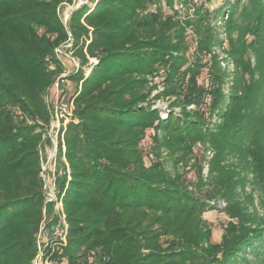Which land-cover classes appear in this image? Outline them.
<instances>
[{
	"label": "trees",
	"instance_id": "trees-1",
	"mask_svg": "<svg viewBox=\"0 0 264 264\" xmlns=\"http://www.w3.org/2000/svg\"><path fill=\"white\" fill-rule=\"evenodd\" d=\"M181 1L183 11L177 0H83L66 21L62 9L78 0H0V264H34L41 225L55 216L40 149L51 121L46 95L64 63L55 49L70 38L82 75L56 177L68 227L66 242L51 239L44 256L54 264H264V0H236L230 10L237 70L228 92L227 70L217 54L208 58L222 7L197 5L190 15L191 0ZM204 68L208 84L199 82ZM155 75L165 89L152 97ZM161 96H175L166 118L153 108ZM197 144L213 156L207 176L195 158L192 180L179 165ZM219 199L222 208L211 203ZM216 208L228 217L220 241L203 216Z\"/></svg>",
	"mask_w": 264,
	"mask_h": 264
},
{
	"label": "rangeland",
	"instance_id": "rangeland-1",
	"mask_svg": "<svg viewBox=\"0 0 264 264\" xmlns=\"http://www.w3.org/2000/svg\"><path fill=\"white\" fill-rule=\"evenodd\" d=\"M79 1V0H78ZM83 1V0H82ZM236 2V0H191L189 1V4L187 5V12L190 13V15H193V12L195 10V6L197 5H204V8H207L210 10L211 13H214L217 9H219V7L221 6V12L217 15V17L215 19H212V25L216 28V30H218V35H219V41H217L215 43V45L212 47L210 54L208 55V58H211V56L213 54H217L220 60V64L221 66L227 70L228 72V79L227 82L228 84L225 87L226 92L229 91L230 86L233 84V80L236 74V70H237V66L234 60V57L232 55V53L230 52V38H229V28H228V17L230 15V10L232 8V6L234 5V3ZM78 3V2H77ZM76 3V4H77ZM176 8L179 9L180 11H183L185 6L183 4V2L181 0H177L176 2ZM75 5H66L63 9H62V14L63 16L66 18L68 16H70L71 11L73 10V8L76 6ZM187 35H189L190 37H192L193 41H195V43H197V35L195 34V30L193 29V27L188 26L187 27ZM189 38V41L191 40ZM246 41L250 42L251 41V37L249 36V34H246L245 36ZM195 46V44H194ZM194 46L192 47V50L194 49ZM250 50V48H249ZM249 56L250 59L253 61V63L255 64V54L252 50L249 51ZM62 59L64 61L63 63V69H62V73H66L69 76H67V79L69 80L70 83V89L68 90L69 92L73 93L74 92V87L77 86V80L81 77L82 73H76L74 72V62L65 57L62 56ZM86 70L88 72H90V70L88 69L87 66ZM87 72V73H88ZM72 74V77L70 76ZM66 79V80H67ZM153 79V83H155L157 85V87L153 90L152 93V97L155 94H159L162 93V91L165 89V85H164V77L163 76H156ZM199 82L200 83H204V84H208V78H207V69L204 68L203 72L200 74L199 76ZM66 86L67 82L64 83ZM67 94V92L64 94V96ZM175 100V96L173 97H159L155 100H153V108H158L160 110V115L163 118H166L170 109V102ZM189 109H194L195 105H190L188 107ZM176 113L180 114L181 113V109L180 107H176L174 110ZM214 119H216L214 117ZM154 133L153 129H148L147 130V134H146V138L143 141V145L146 151H152L154 142L152 140V135ZM46 146L43 145V149H42V153H43V158L44 160H46L47 156H49L52 152H53V147H52V143L51 140L48 138L46 141ZM57 158H59L58 153L56 154ZM213 156V151L212 149L209 147H205L204 145L201 144H197L195 146V153H194V159H191L190 162L188 163V166H184V165H179V171L183 172V174H185L186 178H190V179H194L195 178V168L194 166H192L193 164H195V158H198L199 161L202 163V165H204V176H207L208 174V170H209V160L212 158ZM58 163V161H57ZM167 166L169 169L173 170V163L171 160L168 161ZM57 170L54 168V165H50L49 168L46 170L47 176H48V180L51 181V179H53V175H54V171H57V175L62 174L60 173V171L62 170L60 167L58 168V165H56ZM55 169V170H54ZM247 191L251 192L253 191V187L251 185H249L247 187ZM258 191H254V197L256 199L255 204L257 206L260 205L259 199L257 197ZM216 203L218 208H222L223 206H225V202L223 200H218L216 201H212L211 202ZM211 209V210H206L203 214L204 218L209 222L211 228H212V240L213 241H220L221 237H222V233L224 231V226L227 223L228 217L227 215L221 211L220 209ZM261 210V209H260ZM54 218H51L49 216H47L46 221L44 222V224H46V234H48L50 236V228L53 225L57 224V220L53 221ZM47 235V236H48ZM54 235V234H53ZM52 235V236H53ZM53 238H60V235H55L52 237ZM44 239L43 237L41 238V244L43 243ZM43 245V244H42ZM40 253V251H39ZM39 264H54V262L50 259H48L46 256H43L42 259H40ZM253 264H260V262L258 261H254Z\"/></svg>",
	"mask_w": 264,
	"mask_h": 264
},
{
	"label": "built area",
	"instance_id": "built-area-1",
	"mask_svg": "<svg viewBox=\"0 0 264 264\" xmlns=\"http://www.w3.org/2000/svg\"><path fill=\"white\" fill-rule=\"evenodd\" d=\"M66 19V18H65ZM73 46V40L70 38L68 42L65 44L58 46L55 51L59 57L62 58V56H65L69 59H71L74 62L75 68L74 71H77L80 67V61L77 57L73 56L72 51ZM92 59L91 61H93ZM51 68H55L54 65H51ZM67 76H69L66 73H60L57 78L55 79L54 83L48 88V92L46 95L47 102L50 105L51 108V121L47 128V132L44 134V142L42 144V148L40 149V154L42 158V168L43 172L42 175L45 180V191L47 195V200L52 201L54 203V220H57V224L51 226L50 228V236L46 234V224L43 221L40 233H39V251L37 257L34 260V264H39L40 259L44 256V248L50 243V240L55 235H60V238L66 242V234H67V227L68 224L66 222V216L63 211V202H62V196H59V191L57 189L56 184V177L57 171H54L53 179L51 181L48 180V176L46 173V170L49 168V166L54 165V168L57 170V153H58V140L59 135L62 138L63 143V150L65 149L64 146V140H63V132L68 122L75 120V114H74V98L72 97V93L68 90L70 89V83L67 79ZM67 79V80H66ZM65 82H67L66 86H64ZM80 87V86H79ZM67 92V94L64 96V94ZM63 131V132H62ZM51 140L53 152L47 156L46 160L43 158V145L46 146L47 139ZM54 169V170H55ZM63 171L61 170L60 173ZM53 220V221H54ZM54 234V235H53ZM48 235V236H47ZM53 235V236H52ZM43 237V245L41 244V238Z\"/></svg>",
	"mask_w": 264,
	"mask_h": 264
},
{
	"label": "water",
	"instance_id": "water-1",
	"mask_svg": "<svg viewBox=\"0 0 264 264\" xmlns=\"http://www.w3.org/2000/svg\"><path fill=\"white\" fill-rule=\"evenodd\" d=\"M82 2H83L82 0H79L78 3L76 4V6L73 9H75L76 7H78ZM67 19H68V16L66 17L65 20L67 21Z\"/></svg>",
	"mask_w": 264,
	"mask_h": 264
},
{
	"label": "crops",
	"instance_id": "crops-1",
	"mask_svg": "<svg viewBox=\"0 0 264 264\" xmlns=\"http://www.w3.org/2000/svg\"><path fill=\"white\" fill-rule=\"evenodd\" d=\"M86 74H87V72H85ZM58 168H59V166H58Z\"/></svg>",
	"mask_w": 264,
	"mask_h": 264
}]
</instances>
